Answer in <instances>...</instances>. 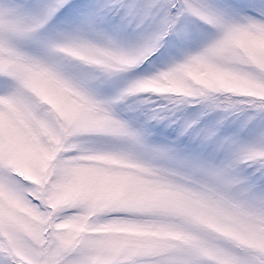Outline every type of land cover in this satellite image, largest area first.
I'll return each instance as SVG.
<instances>
[{
    "label": "clouds",
    "instance_id": "1",
    "mask_svg": "<svg viewBox=\"0 0 264 264\" xmlns=\"http://www.w3.org/2000/svg\"><path fill=\"white\" fill-rule=\"evenodd\" d=\"M131 69L98 41L62 42L51 52L22 45L20 58L0 59V78L10 84L0 88V159L13 163L15 181L0 189V224L34 247H60L64 264H252L264 257V186L247 182L248 168H264V146L202 173L160 151L137 118L152 97L264 99V18L213 22L173 64L110 92L106 82ZM114 200L149 208L137 217L143 226L118 223Z\"/></svg>",
    "mask_w": 264,
    "mask_h": 264
},
{
    "label": "snow or ice",
    "instance_id": "2",
    "mask_svg": "<svg viewBox=\"0 0 264 264\" xmlns=\"http://www.w3.org/2000/svg\"><path fill=\"white\" fill-rule=\"evenodd\" d=\"M239 14L264 18V0H0V59L20 58L22 45L51 52L62 42L98 41L112 59L132 66L130 73L106 82L115 94L130 78L173 64L190 40L207 33L213 22ZM0 88H10L7 79L0 78ZM151 99L155 103L139 110L137 118L152 129L160 151L173 154L180 167L209 173L237 151L264 146V99L243 104L210 96ZM13 166L0 159V189L8 190L15 182ZM247 173L253 187L264 186V168L254 165ZM112 207L117 222L131 229L142 227L137 217L150 212L130 200H114ZM30 234L33 242L39 241L38 232ZM21 255L28 264H64L65 259L60 247H34L0 224V264H23ZM252 264H264V257Z\"/></svg>",
    "mask_w": 264,
    "mask_h": 264
}]
</instances>
